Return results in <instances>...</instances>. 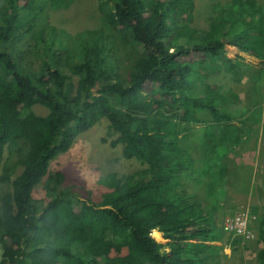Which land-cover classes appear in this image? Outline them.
I'll return each instance as SVG.
<instances>
[{
  "label": "trees",
  "instance_id": "obj_1",
  "mask_svg": "<svg viewBox=\"0 0 264 264\" xmlns=\"http://www.w3.org/2000/svg\"><path fill=\"white\" fill-rule=\"evenodd\" d=\"M74 1L0 0L1 264H219L214 243L242 240L219 223L240 128L225 113L231 91L212 79L234 65V0L205 28L195 0H97L102 24L82 29L80 13L55 19ZM247 34L242 50L263 58V32ZM102 119L141 167L103 175L97 202L50 166ZM258 227L264 243V214Z\"/></svg>",
  "mask_w": 264,
  "mask_h": 264
},
{
  "label": "rangeland",
  "instance_id": "obj_2",
  "mask_svg": "<svg viewBox=\"0 0 264 264\" xmlns=\"http://www.w3.org/2000/svg\"><path fill=\"white\" fill-rule=\"evenodd\" d=\"M195 2L197 4V10L195 11V21L193 25L205 28L207 26L205 17L213 14L208 11L210 5L206 4L204 0H195ZM75 13H80L79 20H81V22L79 29L84 28L85 20H87L88 23L87 28H96L95 26L102 24V22H100L97 0H75L69 8L61 9L55 12L54 15L56 20L62 22V16L69 17L71 14ZM248 26L249 22L245 19L242 20L239 15L234 17L236 40H241L244 33H247V31L255 33L258 30L264 33V22L263 24H250V28ZM73 28L76 30L75 27ZM218 32L220 33L221 29H219ZM226 33L229 32L226 31ZM231 46L234 45L231 43L226 45L229 49H231ZM225 51L226 56L229 58V50L226 49ZM261 70L264 72V67L259 71ZM236 71L238 72V70ZM212 79H214V82L220 83L221 88L225 90L231 88V85L234 84L231 79H226L225 75ZM249 82L250 81H248V83ZM258 85L262 86L263 90H260L261 98H258L259 100L252 103L255 106L250 108L247 105H242V108L236 111L234 110V103H231V105L227 106V110L225 111V113H227V118H233L234 122H239L240 126H242L243 123L247 124V126L249 125V130H254L256 123H258L261 118L262 122L264 121V74L262 77H258ZM35 112L37 114H43L47 112V110L44 107L38 106ZM250 112L253 116L250 117V120L245 121L249 117ZM243 113H247V117L241 119L239 115ZM109 125L110 122L107 119L99 121L95 126L81 134L70 150L57 156L51 162L50 166L51 170H60L66 173V185L80 186L83 188V192L87 191V195H89L88 193L92 190V197L97 202L100 201L103 193L106 191V188L99 184V179L103 175H107L115 170L120 173H130L141 167L140 162L137 160H127L121 156L122 146L113 147L111 145V141L115 139L118 134L114 133ZM218 127L221 131V126ZM214 133L215 141L220 140V135L215 131ZM229 133L232 134V128L229 130ZM229 169L231 170L230 165ZM3 171L4 167L0 169V173ZM226 184L227 186H225L224 189L228 192L226 201L227 207L219 212V223L223 225L225 230L227 218L231 217V215H235L241 210H248L250 212L249 221L251 224L248 228L250 237L244 238L241 234L235 235L234 232L225 230L226 236H230L231 239L241 237L242 240L236 244H232L231 240L228 243H214L222 246L217 256V262L219 264H257V253L259 249L264 246V243L259 241L258 227L260 216L264 214V165H262L260 170H257L255 183L251 188H246V190L234 189V194H229L228 189L231 187L232 180L228 178ZM35 195L37 197L45 195L43 182L36 188ZM152 235L160 243L169 242L158 230H153ZM1 258L2 253L0 252V264Z\"/></svg>",
  "mask_w": 264,
  "mask_h": 264
},
{
  "label": "crops",
  "instance_id": "obj_3",
  "mask_svg": "<svg viewBox=\"0 0 264 264\" xmlns=\"http://www.w3.org/2000/svg\"><path fill=\"white\" fill-rule=\"evenodd\" d=\"M206 4L210 5V11L213 13L211 16H221L222 12L227 10V6L233 0H204ZM210 2V3H208ZM240 16L242 20H246L250 24H263L264 22V0H234V17ZM210 16V17H211ZM214 16V17H215ZM257 30L254 34H259ZM264 35V33H263ZM253 38V37H252ZM251 36L247 33H244L241 40H236V35L234 32V46H231V49L226 47L229 50V58L234 60V65L227 70L226 66L223 67L222 71H219L213 74L212 78L223 75L226 76V79H234L233 85L227 91H231V99L234 103V110H239L242 108V105H247L252 108L253 102L261 98L260 90H263L262 86L258 85V77H262L264 72L263 70L259 71L264 67V56L257 57L256 55L250 54L242 50V46L250 43ZM264 45V38L261 39ZM234 52V54H233ZM234 56V57H232ZM236 70L238 72L236 73ZM248 81H250L248 83ZM234 91V92H233ZM233 92V93H232ZM253 116L250 112L249 117L245 120H250V117ZM224 117V112L218 110L216 115H211L210 119L217 118L222 120ZM241 119L247 117V113L239 115ZM264 119V117H263ZM237 126L236 130L240 128L237 132L234 133V138L236 143L234 147L225 151L227 155L226 163L231 166L229 169L230 176L232 180L231 187L228 189L229 194H234V189L246 190V188H251L255 183L257 170L264 165V121L262 118L256 123L254 130H249L247 124L240 126L239 122H234ZM192 133L198 134L197 139L201 140L204 137L206 131V125H194L192 127ZM218 135L220 132L218 128L215 129ZM220 140L216 141L219 143ZM195 145L196 143H191ZM227 179V178H226Z\"/></svg>",
  "mask_w": 264,
  "mask_h": 264
},
{
  "label": "built area",
  "instance_id": "obj_4",
  "mask_svg": "<svg viewBox=\"0 0 264 264\" xmlns=\"http://www.w3.org/2000/svg\"><path fill=\"white\" fill-rule=\"evenodd\" d=\"M250 212L248 210H241L235 215L227 218L225 230L234 232L235 235L241 234L244 238H249Z\"/></svg>",
  "mask_w": 264,
  "mask_h": 264
}]
</instances>
